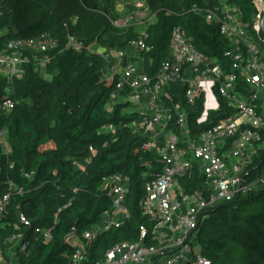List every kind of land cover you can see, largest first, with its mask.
Returning a JSON list of instances; mask_svg holds the SVG:
<instances>
[{
  "label": "trees",
  "instance_id": "trees-1",
  "mask_svg": "<svg viewBox=\"0 0 264 264\" xmlns=\"http://www.w3.org/2000/svg\"><path fill=\"white\" fill-rule=\"evenodd\" d=\"M145 2L154 19L143 36L133 28L113 26L110 20L119 15H110L108 6L101 7L99 0H78L93 20L77 14V20L68 23L67 32H59L56 0H0V48L11 40L43 33L57 43L46 54V76L28 56L22 75L12 82L11 96L6 94V77L0 74V133H5L9 148L5 154L0 140V197L11 192L0 217V248L13 236L27 241V251L17 254V264H73L76 247L66 237L73 231L82 239L86 230L101 222L112 205L103 179L115 174L128 179V220L89 241L80 264H96L119 243L140 242V227L146 229L141 241L144 246L162 245L153 234L156 222L144 215L141 202L145 183L162 172L163 162L154 151L142 148L147 140L142 131L130 128L140 115L124 112L126 104L112 103L118 76H105V61L88 49L129 51L130 40L144 37L149 47L143 52L144 67L152 74L170 59L169 41L174 28H181L195 49L210 59H223L229 43L217 25L206 23L192 11L195 5L214 8L219 0ZM225 2L240 10L243 22L251 23L254 0ZM69 36L81 44L80 51L64 47ZM44 56L40 53L37 58ZM180 89L182 94L184 88ZM7 99L14 101L9 111L1 108ZM179 102L184 105L180 98ZM186 110L188 126L200 131L195 129L198 106ZM106 125H113L114 131L101 132ZM88 158V163L79 166ZM261 163L259 160L256 165L260 167ZM203 185V176L196 170L181 179L187 194ZM20 214L30 226L19 221ZM202 214L206 218L198 224L191 245L198 247L210 264H263L264 186ZM35 228L48 230L50 240L35 239Z\"/></svg>",
  "mask_w": 264,
  "mask_h": 264
},
{
  "label": "built area",
  "instance_id": "built-area-1",
  "mask_svg": "<svg viewBox=\"0 0 264 264\" xmlns=\"http://www.w3.org/2000/svg\"><path fill=\"white\" fill-rule=\"evenodd\" d=\"M129 7L124 16L110 20L111 24L134 30L142 27L144 30L136 31L144 36L154 15L145 0H132ZM254 7L251 23L243 22L240 10L225 0L214 8L196 5L192 8L206 23L217 25L228 41L229 48L221 60L210 59L197 51L181 28H174L171 33L170 59L152 74L144 67L143 52L149 50L144 37L130 40L129 51L88 49L90 54L105 61V76H118L112 103L126 104L124 112L140 115L130 128L142 131L147 137L142 148L154 151L163 162L162 172L145 183L141 202L144 215L156 222L153 234L162 245L144 246L141 241L146 237V229L140 227V242L119 243L96 264H210L200 255L199 248L191 245L198 224L206 218L202 213L264 186V2L254 0ZM56 47L52 36L43 33L35 38L11 40L0 48V74L7 80V96L12 95V82L22 75V65L28 56L37 62V70L44 73L46 54ZM64 47L82 49L72 36ZM40 53L45 54L42 59L37 58ZM13 106L14 101L7 99L1 108L9 111ZM197 106L195 129L200 131L195 132L188 126L186 109ZM114 129L113 125H106L100 131L108 133ZM0 138L4 153H9L2 133ZM259 160H262L260 167L256 165ZM88 162L89 158L79 166ZM193 170L203 176L204 185L187 194L181 179ZM103 187L111 195V209L103 214L99 224L83 233L82 239L73 231L66 237L76 247L71 257L73 264L84 261L89 241L128 220L127 177L109 176L103 179ZM10 194L0 197V217ZM18 218L30 226L23 215ZM34 238L48 241L50 232L35 228ZM27 247V241L13 236L0 248V264L11 263V257L25 253Z\"/></svg>",
  "mask_w": 264,
  "mask_h": 264
},
{
  "label": "rangeland",
  "instance_id": "rangeland-1",
  "mask_svg": "<svg viewBox=\"0 0 264 264\" xmlns=\"http://www.w3.org/2000/svg\"><path fill=\"white\" fill-rule=\"evenodd\" d=\"M131 1L132 0H99V4L101 7L108 6L109 14L111 13L110 15L118 14L119 17H122L129 10V4L131 3ZM223 1L224 0H219V2ZM56 2L59 15V32H67L68 23H74L78 18L77 14L83 13L84 15H87L88 18H90L89 16H91L90 13L82 10L80 4L78 3V0H56ZM136 30L142 31L144 30V28L137 27ZM39 72L41 71L39 70ZM41 74L43 76H46L45 73Z\"/></svg>",
  "mask_w": 264,
  "mask_h": 264
},
{
  "label": "crops",
  "instance_id": "crops-1",
  "mask_svg": "<svg viewBox=\"0 0 264 264\" xmlns=\"http://www.w3.org/2000/svg\"><path fill=\"white\" fill-rule=\"evenodd\" d=\"M106 71V68H105V70H104V72ZM2 133V135L4 136V132H1ZM5 138V137H4ZM0 140H1V138H0ZM12 258V261H11V263L10 262H8L7 264H17V257L16 256H12L11 257Z\"/></svg>",
  "mask_w": 264,
  "mask_h": 264
},
{
  "label": "water",
  "instance_id": "water-1",
  "mask_svg": "<svg viewBox=\"0 0 264 264\" xmlns=\"http://www.w3.org/2000/svg\"><path fill=\"white\" fill-rule=\"evenodd\" d=\"M186 264H188V263H186Z\"/></svg>",
  "mask_w": 264,
  "mask_h": 264
}]
</instances>
